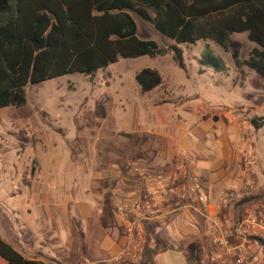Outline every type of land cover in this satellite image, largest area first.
Instances as JSON below:
<instances>
[{"label": "rangeland", "instance_id": "374dc122", "mask_svg": "<svg viewBox=\"0 0 264 264\" xmlns=\"http://www.w3.org/2000/svg\"><path fill=\"white\" fill-rule=\"evenodd\" d=\"M133 17L141 39L156 41L162 49L175 45L152 24L136 14ZM179 48L183 68L168 52L155 58L120 59L90 76L72 74L28 86L25 107L0 110V178L12 171L15 186L23 184L33 194L55 196L57 211L67 200L86 199L91 194L103 201L110 198L119 213V207L128 204L123 211L125 220L121 219L126 228V223L134 222L132 205L144 196L147 175L165 176L176 172L180 164L196 175L194 158L182 149L173 170L165 175L145 166L156 154L157 134H168L176 120L167 110H181L187 104H206L215 123L224 124V113H232L238 129V164L244 171L241 177L252 178L255 167L264 175V129L256 130L251 124L254 117L264 118V78L248 66L238 67L232 53L211 41ZM209 48L221 59L222 69L202 63ZM252 49L245 44L241 59H247ZM144 68L157 69L163 77V84L146 94L136 81V74ZM258 195L264 198V190ZM51 214L43 224L58 229L55 212ZM13 222L14 235L24 224L31 238L42 228L34 215L15 213ZM0 226L9 232L13 229L1 211Z\"/></svg>", "mask_w": 264, "mask_h": 264}, {"label": "trees", "instance_id": "16d2710c", "mask_svg": "<svg viewBox=\"0 0 264 264\" xmlns=\"http://www.w3.org/2000/svg\"><path fill=\"white\" fill-rule=\"evenodd\" d=\"M133 14L175 45L162 49L141 39ZM244 33L256 47L242 60L243 45L232 36ZM200 41L215 43L232 53L238 67L248 66L264 78V0H0V110L25 107L30 85L90 76L120 59L172 52L183 68L179 46ZM207 51L202 63L222 69L221 59ZM136 81L146 94L159 88L163 77L144 68ZM251 124L264 129V118L254 117ZM195 249L189 251L197 255ZM0 258L8 264H44L26 260L1 234Z\"/></svg>", "mask_w": 264, "mask_h": 264}, {"label": "crops", "instance_id": "0c3cea01", "mask_svg": "<svg viewBox=\"0 0 264 264\" xmlns=\"http://www.w3.org/2000/svg\"><path fill=\"white\" fill-rule=\"evenodd\" d=\"M235 35L245 36L237 40L243 47L245 44L256 47L246 33ZM167 111L176 120H172L168 134H157L160 140L156 154L145 166L158 175H165L173 170L177 152L186 151L195 160L193 171L200 185L212 196L209 207L182 199L141 222L126 223L125 228L110 198L103 201L94 194L86 199L72 198L64 205L61 203V210L57 211L55 203L59 200L55 196L47 198L45 193H31L23 184L15 186L11 171L10 175L0 178V211L5 212L13 228L9 232L0 226L2 239L26 260L44 264H201L222 223L226 219L235 223L245 208L260 200L258 194L264 190V175L255 167L252 178L241 177L243 186L249 184L251 189H243L242 194L238 190V200L219 209V193L235 185L244 175L238 164L236 119L232 113H224L227 122L215 123V115L206 104H187L181 110L172 107ZM45 181L42 180L43 184ZM50 202L54 203L50 206ZM52 211L58 229L51 230L43 223L52 217ZM15 213L34 215L42 226L39 232L36 230L38 236L31 238L26 224L14 235ZM52 236L56 241H51ZM192 247L196 248L197 255L189 251ZM0 264L8 263L0 258Z\"/></svg>", "mask_w": 264, "mask_h": 264}, {"label": "built area", "instance_id": "2783aa9c", "mask_svg": "<svg viewBox=\"0 0 264 264\" xmlns=\"http://www.w3.org/2000/svg\"><path fill=\"white\" fill-rule=\"evenodd\" d=\"M241 181L240 176L235 185L219 193V209L235 203L240 194L238 190L242 194L243 189H251V185L243 186ZM143 187L144 196L132 205L135 213L133 223L157 215L160 209L182 199L203 207L212 204V196L203 190L197 176L183 164L178 165L176 172L165 176L147 175ZM127 206L119 207L122 220H125L123 211ZM201 264H264V211L258 200L245 208L235 223L229 219L222 223L219 232L212 237Z\"/></svg>", "mask_w": 264, "mask_h": 264}]
</instances>
